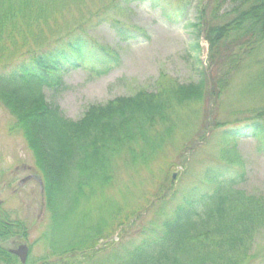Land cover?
Instances as JSON below:
<instances>
[{
    "label": "rangeland",
    "instance_id": "374dc122",
    "mask_svg": "<svg viewBox=\"0 0 264 264\" xmlns=\"http://www.w3.org/2000/svg\"><path fill=\"white\" fill-rule=\"evenodd\" d=\"M45 1L38 0V3ZM50 1L47 19L41 17L35 23L36 16H33L29 27L23 28L21 38L10 36L7 29L3 31L0 78L34 53H45L76 36L91 40L116 56L104 75L80 68L68 70L43 88L46 102L59 106L64 117L79 121L92 105L133 97L143 91L152 94L171 92L175 86L196 84L201 79L198 68L206 69L207 65L211 68L207 67L206 84L211 86L213 97L187 102L184 106L178 102L171 105L176 130L160 144L154 134L166 129L168 124L157 122L151 139L159 145L154 155L153 150L150 153L147 150L146 157L153 156L150 163L140 159L146 151L139 141L115 154L112 186L97 189L96 196H91L93 192L89 191L86 201L78 199L83 202V210L75 208V215L70 216V226L60 228L81 232L82 217L87 226L94 227L90 231V237L94 238L103 230L99 228L100 217L109 218L111 224L110 204L113 218L129 222L125 229L120 225L114 231L110 227L104 230L106 237L98 246L104 250L78 254L79 258L75 259L71 255H68L70 258L55 255L44 240L47 235L54 238L55 227L51 226V216L44 203L43 179L37 169L35 152L23 132L16 129L18 122L12 113L15 105L22 112L27 103L6 101L0 94L1 212L8 220L21 222L27 236L20 243L18 240L8 243V250L17 249L21 243L27 244L31 248L28 264H114L109 257L120 253L118 245L138 239L141 229L155 219L159 206L157 199L169 201L172 192L190 189L212 166L240 178L242 181L236 189L264 199V153L258 151V140L242 138L227 146L221 142L226 130L247 125L254 118H264V42L250 47L246 44L247 39L238 40L233 45H222L218 53L216 50L209 55L210 46L204 34L209 27L230 20L231 15L225 22L223 19L231 9L229 0H156L158 3L154 5L159 8H153L146 0ZM182 1H186L184 6H190L189 10L183 13L181 23L170 24L165 16L179 19L176 14ZM190 22L199 23L203 35L202 50L192 51V57V38L186 29ZM127 31L133 39L126 40L121 36V32ZM233 146L237 159L234 156L228 161L221 160V149ZM86 202L90 204L88 211L84 208ZM61 230L59 233L63 234L65 231ZM250 248L246 264H264V228L254 235ZM88 254L94 258L84 259L83 256Z\"/></svg>",
    "mask_w": 264,
    "mask_h": 264
},
{
    "label": "trees",
    "instance_id": "16d2710c",
    "mask_svg": "<svg viewBox=\"0 0 264 264\" xmlns=\"http://www.w3.org/2000/svg\"><path fill=\"white\" fill-rule=\"evenodd\" d=\"M146 1L153 8H159L154 5L158 3L156 0ZM229 2L231 9L223 19L225 22L229 18L227 16L231 15L230 20L209 27L204 34L210 46L209 55L216 50L218 53L222 45H233L238 40L247 39L246 44L250 47L264 42V0ZM185 3L182 1L179 10L177 8L179 19L165 16L170 24L181 23L180 18L190 8L184 6ZM51 5L50 0L43 4H39L38 0H0V41L6 29L10 36L21 38L23 28L29 27L33 16H36L33 20L35 23L41 17L47 19ZM200 27L197 22L187 24L186 29L192 38L190 57L195 49L199 52L202 50ZM120 34L126 40L134 38L129 31ZM115 57L114 53L95 42L76 36L49 51L45 50V53H34L0 78V94L5 96L6 101L23 100L27 103L23 105L20 102L26 108L24 111L21 112L19 106L15 105L12 113L18 122L16 129L23 132L25 140L35 152L37 169L43 179L44 203L51 216V226L55 227L54 238L47 235L44 240L55 255L63 258H70L68 255H71L76 259L79 258L78 254H94L104 250L98 248L99 242L106 237L104 230L110 227L114 231L120 225L125 229L128 224L129 220L127 222L121 218V222L118 217L113 218L110 204L111 224L108 223L109 218L100 217L99 228L103 230L94 238L90 237L94 227L87 226L81 215V232L60 228L70 226V216L75 215V208L83 204L78 199L86 201L89 191L93 192L91 196H96L97 189L112 186L115 181V154L139 141L146 151L141 155L146 157L151 150L154 155L159 144L151 139V135L156 131L157 122L168 124L166 129H157V134H154L161 141L160 144L176 130L171 105L178 102L184 106L187 102L213 97L211 86L206 84L207 67L211 68L207 65L206 69L198 68L201 79L196 84L175 86L171 92L165 90L152 94L143 91L133 97L92 105L79 121L64 117L59 106L46 102L43 88L50 85V81H56L61 74L78 68L98 76L104 75ZM254 119L247 125L223 132L221 142L224 146L238 139L253 138L260 145L258 151L264 153V118ZM220 154L221 160L228 161L234 156L237 159L234 146L229 149L223 147ZM143 156L140 159L147 160L146 164L153 158ZM202 175L201 180L190 189L172 192L169 201H164L167 198L157 199L159 206L155 219L141 229L139 238L135 239L137 243L133 240L118 245L120 253H113L109 257L114 264L247 263L254 235L264 228V199L236 189L242 180L227 175L219 167L212 166ZM89 205L86 202L84 206L87 211ZM1 211L0 208V264H20L6 245L22 237L27 238L26 228L21 222L8 220V216ZM59 230L65 232L61 234ZM90 255L83 257L94 258Z\"/></svg>",
    "mask_w": 264,
    "mask_h": 264
},
{
    "label": "water",
    "instance_id": "95a60500",
    "mask_svg": "<svg viewBox=\"0 0 264 264\" xmlns=\"http://www.w3.org/2000/svg\"><path fill=\"white\" fill-rule=\"evenodd\" d=\"M28 251V247L21 246L19 250L13 251V253L17 255L21 259V263L24 264L27 261Z\"/></svg>",
    "mask_w": 264,
    "mask_h": 264
}]
</instances>
